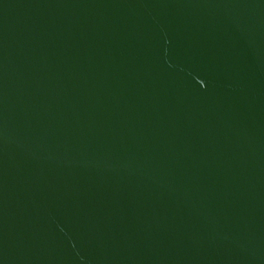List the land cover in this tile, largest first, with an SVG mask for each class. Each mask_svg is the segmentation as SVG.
I'll use <instances>...</instances> for the list:
<instances>
[{
  "label": "water",
  "instance_id": "1",
  "mask_svg": "<svg viewBox=\"0 0 264 264\" xmlns=\"http://www.w3.org/2000/svg\"><path fill=\"white\" fill-rule=\"evenodd\" d=\"M0 264H264V0H0Z\"/></svg>",
  "mask_w": 264,
  "mask_h": 264
}]
</instances>
